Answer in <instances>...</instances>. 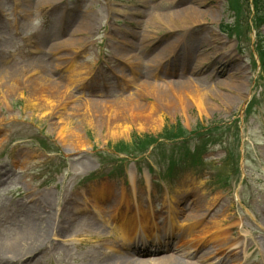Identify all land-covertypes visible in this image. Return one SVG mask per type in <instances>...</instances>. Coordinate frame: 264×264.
<instances>
[{
    "label": "rangeland",
    "instance_id": "1",
    "mask_svg": "<svg viewBox=\"0 0 264 264\" xmlns=\"http://www.w3.org/2000/svg\"><path fill=\"white\" fill-rule=\"evenodd\" d=\"M66 1L71 5L76 1L79 4L78 8H83L85 13L95 19V23L92 20L91 26L81 32L85 40L75 33L81 30V23L70 26L72 29L70 28L69 38L62 36L64 30L58 24L55 29L58 36L48 48H44L46 42L36 45L42 56L30 54L25 57L24 52L34 53L36 48L34 43L43 40V37L42 40L37 37H40L43 28L45 33L48 31L47 26H44V12L51 13L52 7L54 10L58 9L55 5L56 0H30L29 9L36 5L35 11H31V15L27 14L25 21L20 19L17 29L12 22L15 18L13 19L11 15H4L8 19L7 24L0 20V79L11 81L17 75L20 76L21 67H25L24 71L27 73L24 78L42 75L63 84V81H66L64 70L58 69L57 72L55 61H52L50 68L51 57L52 59L58 57L57 63L64 65L67 60L68 62L75 60L72 57L80 56L81 49H86L83 62L87 66L88 64L95 66L93 81L101 82L100 84L108 82L107 86L111 85L102 89L97 96L91 92L94 87H88L79 94L76 91L77 87H73L75 98L59 106L62 108L60 110L62 117L57 113L51 118L47 116L48 113L45 114L44 111H37L31 107L36 102L27 100L28 97L21 96L19 92L6 96L0 90V169L2 171H5L3 170L5 168L10 169L11 177L16 174L14 178L10 177L0 185V206L7 207L3 213L0 210V217L5 215L9 211L8 207L14 203H25L30 210H35V213L45 212L47 200L50 211L57 221L66 199L73 196H77L83 202L84 209L81 210L92 211L94 201L91 197V189L84 188V185H93L102 181L105 186H110L114 195L132 200L134 204L137 193L144 202V209L155 210L154 214L159 223L163 220L159 216H166V210L171 204L183 209L185 213L179 216V225L181 227L189 224L197 225L195 232L203 233L202 237L212 238V241L203 246L200 252L203 253V250L212 252L218 249L219 244L228 246L231 242L241 241L242 244L244 242L243 246L240 245V249L234 250L239 256L234 255L227 264H244L246 259V264H264V73L261 71V61L257 54V51L264 46V42L257 38L253 29L257 18L254 17V0H235L236 12L232 10L231 0H203L205 5H200L199 9L207 12L203 16L206 21L189 28L190 35L193 34L189 42L195 54L188 69L189 67L195 69L199 61H206L201 69L199 68L200 72L195 74L191 70L183 72L180 68L173 69L169 61L172 53H169L166 46L174 39L183 40L185 36L180 34L182 30L172 32L169 36H166L168 33L164 28L157 30L159 31L157 34L149 33L152 35L150 40L152 43L146 47L148 52L145 53L143 48L142 51H138L140 47L133 50L136 43L146 39L143 32H138L139 27L143 31L144 26L153 21L155 12L150 13L146 19L141 18L140 22H136L139 18L127 22L125 16L120 15L123 13L115 12V18H122V22L118 25L115 21L110 22L102 16L105 15V9L102 7L105 6L104 0ZM119 1L122 2L119 8L126 12H133L134 9L143 10L144 7L140 0ZM196 1L151 0L155 4V11L161 14L197 7ZM8 2L11 3V0H0V10L4 8L5 12H10ZM260 2L264 5V0ZM43 3L48 4L44 5L47 6L45 7L47 11L44 9L37 12L36 9ZM61 6L59 5L60 9ZM91 11L98 13L99 19L96 20ZM138 23L143 24L137 25ZM221 24L229 37L221 33L219 29ZM108 27L123 31L117 33L119 37L116 40L120 43L131 42L132 45L127 44L131 47L129 52H119L120 55L127 54L130 59L137 53L139 58L144 59L138 70L140 68L141 72L149 74V79L139 77L138 80L141 81L137 80L136 85L124 86L125 79L131 73L129 68L122 64L110 67L104 64L109 58L107 55L109 50L104 46V31L106 32ZM230 27L233 29L229 32L227 28ZM234 29L235 34H232ZM16 30L20 36L15 37ZM260 31L264 35V28ZM131 32H136L137 36L133 37ZM106 33L111 35V32ZM46 35L50 42L55 32ZM231 36L238 38V43ZM212 38L220 39L217 48L210 43ZM77 40L84 44H78ZM161 41L167 42L158 47ZM62 44L67 46L61 47L68 48L67 52H61L57 48ZM97 44L102 55L100 54L101 58L96 63ZM116 46L114 44L111 46L114 53L118 51ZM180 46L177 45V52ZM54 47L55 51L49 56V49ZM77 48L80 49L72 51ZM215 50L218 51L217 56ZM239 50L242 53L238 52ZM225 52L233 53L234 58H226L231 53L225 55ZM154 59L164 61L162 71L157 69L155 74ZM3 61L5 65L2 64ZM84 69L87 68L77 70L85 74ZM233 74L234 77L230 78ZM155 75L158 78L156 80ZM115 76L123 82L120 84L115 78L109 81L110 77ZM149 81L158 82L161 84L159 87L190 84L194 93L196 89L198 93L202 92V97L206 101L205 112H201L196 107L192 95L186 96L185 108L181 109L180 103L183 100L179 99L178 95L182 91H172V99H170L172 105L159 107L156 103L150 102L144 94L142 95L139 89L134 90V86L142 87V82L149 83ZM194 86L197 88L195 89ZM133 99L142 105L145 111H126L127 108L125 109L123 105L132 104ZM107 107L108 111L102 112ZM149 113L151 117L148 116ZM61 126L66 128L61 131ZM189 133L204 135L200 140L189 142L188 146L191 150L206 139H210V143H213L209 144L210 151L203 157L205 167L195 166L193 161L185 160L178 154L173 156L172 160L169 158L160 162L149 160L151 166H154L151 174L146 163L127 161L118 167V171H124V175L111 178L95 156L97 151L108 152L107 148L112 149L111 147L119 142L124 143L122 146L120 144V148H124L127 152H136L138 148L131 149L134 147L132 144L134 134L140 136L149 134L155 139L181 134L186 136ZM44 137L51 140L61 154L46 153L39 144V139ZM94 148H98L97 151ZM110 154L105 156L109 164L113 163L115 157ZM84 162L87 167L83 168L81 165ZM234 166L240 169L238 183H235ZM173 167L174 169L169 172ZM219 170L221 174L224 171L225 176L228 174L229 187L221 188L213 182ZM28 193L31 197H26ZM199 202L202 204L198 206ZM68 208L70 211L71 207ZM71 214L74 218L81 217L75 212ZM80 215L87 213L82 212ZM96 217V223L101 225L106 238L104 242L94 241V249L104 248L103 251L108 254L109 245L115 243L119 244V250L113 254L131 252L134 255L130 250L134 243L126 241L124 234L115 226L113 217L108 212H101ZM74 220L77 221L71 223L69 232L51 237V244H47L42 252L33 253V257H39L40 261L37 264H92L95 261L91 253L94 249L88 248L92 245L84 241V238H87L84 233L86 221ZM18 224L19 222L15 221L10 229ZM204 230L205 232H202ZM164 237V233L158 236L159 240ZM2 238L4 243L10 242L15 238V234L13 231L6 234L4 229ZM246 246L252 248L245 252ZM163 249H157L159 252L156 254L163 255L165 253ZM168 251V253H176L173 255H180L173 247ZM97 252L101 259L105 257L102 252ZM226 253L231 255L228 250L225 251ZM141 255L148 258L147 256H151L152 252ZM150 256L149 259L153 258ZM244 256L246 258L240 260ZM235 257L238 258L234 259Z\"/></svg>",
    "mask_w": 264,
    "mask_h": 264
},
{
    "label": "bare ground",
    "instance_id": "2",
    "mask_svg": "<svg viewBox=\"0 0 264 264\" xmlns=\"http://www.w3.org/2000/svg\"><path fill=\"white\" fill-rule=\"evenodd\" d=\"M58 1V4L62 3V0ZM196 3L197 7L195 6L191 8H186L182 11H170L162 14L155 11L152 17L153 21L148 26V33L153 31V34L158 33V31L156 30H160L162 28H164L168 32L183 30L185 28V31L183 32L187 34L190 26L193 27L197 23L206 21L204 20L203 16H205L207 12L199 9L200 5H205L204 1L197 0ZM85 21L87 23L84 25V27H80L81 30L76 31V34H81V32H83L84 29L90 25L89 23L91 22V19L87 17V20ZM158 27L161 28L158 29ZM211 32L213 31L211 30ZM151 36L152 35L147 36L146 40L152 38ZM219 40L220 39L218 38H212L210 43L214 45V48H217L216 45L219 44ZM77 41L80 43L82 42L80 40ZM179 42V39L176 41H172L171 44L167 46L169 51L175 44ZM171 53L172 52H170V54ZM217 53L218 51L215 50V55H218ZM231 57L232 55H229L226 58L231 59ZM190 59L191 57H189V60ZM142 61L143 60L141 59H139L138 61H131V64L133 66L137 64L140 65ZM204 62L206 61H199V65L203 64ZM199 65L198 67H196V69H199ZM196 69L192 71H197ZM79 74L80 73H78L77 71H74L71 75L66 77L67 79L63 82V84L56 83L50 78H47L46 76L42 75L40 77L27 78L25 80H20V76L17 75L11 81H3V79H0V90L6 96L9 94L15 95L19 92L21 96L28 97L27 100H33L36 102L32 104L31 107H33L37 111H44L45 114L48 113L47 116L49 118L53 117L57 113H59L58 116L62 117L63 114L62 112L60 113V110L62 108H59V106L64 105L72 98H75L74 94L70 92V89H72V87L75 85L79 86L81 82ZM137 77L133 79V82L136 80ZM232 77H234V74L230 76V78ZM190 86V84H180L170 85L169 87H159L158 85H155L153 83H144V85L140 88V92L142 93V95L144 94L151 101L155 102L159 107H165V105H172V102L170 101V99H172V91H182L181 94L178 95L179 99L183 100L180 103L181 109L185 108L186 96L188 97L192 95L191 97L194 100L196 107L199 108L201 112H205L204 103H206V101L202 97V92L198 93V90L196 89L197 86L196 88L194 86V88L196 89L194 93V90ZM237 89L239 88L237 87ZM133 101L134 102H132V104L130 105H127L126 103L123 105L125 109L127 108L126 111H145L144 107L138 104L135 99H133ZM108 109V107L104 108L102 112H107ZM148 116L151 117V113H149ZM64 127L65 126L60 127L61 131H63ZM81 166L83 168L87 167L86 162L82 163ZM5 174H9L8 171H6ZM99 189L100 190H96L94 193V200H96L97 202L96 209L99 212L103 211L110 213L113 219L115 221L117 220V222L119 223L118 228L127 239L134 242L135 239H137L138 232L142 233L141 235L143 237L149 239L150 237H158L155 233L156 231H158V227L156 222L153 220V216L148 211L142 209L141 205L134 207L132 203L128 200L126 201L124 199H117L113 201L109 206H105L103 205L102 201H108V198L112 197V193L109 188L106 187H100ZM139 199L140 198L137 197L136 201L138 202ZM197 205H200V203H197ZM69 206L79 208L80 204L77 198L71 199L69 201ZM33 207L37 210L39 209L37 206ZM46 210H48V212ZM46 210L45 212L35 213V210H29L28 208L24 207L22 210L19 211V214L17 216V219L19 220L18 226L11 229L7 228L5 230L6 234L12 231L14 232L15 238L13 239V241L4 243L3 238L0 237V264H11V260L13 259L18 260L37 251H42L45 249V246L47 244H51V237L54 238V236H57L60 233H66V227L71 224L70 219H72L68 208L65 207L63 213L60 215L57 224L56 220L54 219V215L50 211V205L47 200ZM183 212L184 210L181 208H170V213L168 217L164 219V224L168 225V227H170L171 229L169 231L171 237L177 236V240L180 241L175 245L176 249H179L181 247L185 248V250L179 249L182 252L180 257H174L173 255L167 254L157 258L138 259L129 255H120L107 256L106 258L101 260V258L97 255L98 252L95 249L91 252L92 256L94 257L95 264H219L220 261L218 256L211 258L209 257L212 252L202 255L198 260H191L194 253H190V251L194 249L198 250L200 248V246L202 245V238L200 237V234L195 232V230L191 231L193 228H188L184 235V231H179L177 233L176 230L175 233L173 232V229H175L174 226L176 225V223H178L179 215ZM94 213L98 212L95 211ZM80 221H87V223L85 224V233L89 238L93 237L96 239V241H103V238L105 236L104 232L102 230V227L98 226L97 223H95L94 216L91 215L87 218H81ZM54 230H56L55 233ZM202 232H205V230ZM187 237H190L195 240L190 245L191 248L184 246L188 244ZM87 242H89L90 244L92 243L91 239ZM38 261L39 259L36 258L32 263L27 264H37ZM221 263H224V261H222Z\"/></svg>",
    "mask_w": 264,
    "mask_h": 264
},
{
    "label": "trees",
    "instance_id": "3",
    "mask_svg": "<svg viewBox=\"0 0 264 264\" xmlns=\"http://www.w3.org/2000/svg\"><path fill=\"white\" fill-rule=\"evenodd\" d=\"M142 140L139 138V139H136V142L135 143H139L141 142Z\"/></svg>",
    "mask_w": 264,
    "mask_h": 264
}]
</instances>
